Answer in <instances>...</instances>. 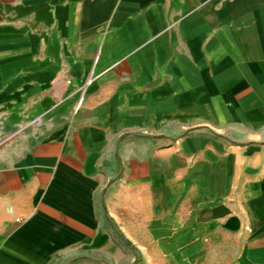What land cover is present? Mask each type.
I'll return each instance as SVG.
<instances>
[{"label":"crops","instance_id":"0c3cea01","mask_svg":"<svg viewBox=\"0 0 264 264\" xmlns=\"http://www.w3.org/2000/svg\"><path fill=\"white\" fill-rule=\"evenodd\" d=\"M119 239L264 264V0H0V264Z\"/></svg>","mask_w":264,"mask_h":264},{"label":"rangeland","instance_id":"374dc122","mask_svg":"<svg viewBox=\"0 0 264 264\" xmlns=\"http://www.w3.org/2000/svg\"><path fill=\"white\" fill-rule=\"evenodd\" d=\"M120 242V253L114 255H103V256H92L91 258L84 259L75 263H60V264H96L99 261L104 263L107 262H118V264H165L161 257H158L156 261L152 258H146L137 248L130 247L123 240L119 239Z\"/></svg>","mask_w":264,"mask_h":264}]
</instances>
